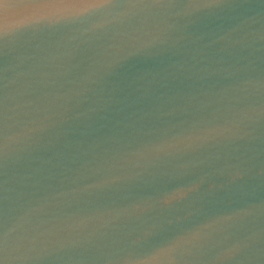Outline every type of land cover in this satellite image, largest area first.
<instances>
[{
    "label": "water",
    "instance_id": "95a60500",
    "mask_svg": "<svg viewBox=\"0 0 264 264\" xmlns=\"http://www.w3.org/2000/svg\"><path fill=\"white\" fill-rule=\"evenodd\" d=\"M0 264H264V0H0Z\"/></svg>",
    "mask_w": 264,
    "mask_h": 264
}]
</instances>
